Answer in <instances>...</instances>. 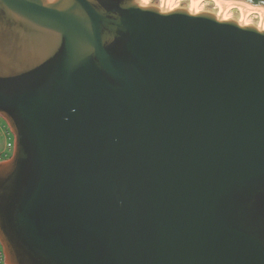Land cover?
Instances as JSON below:
<instances>
[{"label": "water", "instance_id": "1", "mask_svg": "<svg viewBox=\"0 0 264 264\" xmlns=\"http://www.w3.org/2000/svg\"><path fill=\"white\" fill-rule=\"evenodd\" d=\"M0 115L4 264H264V29L0 0Z\"/></svg>", "mask_w": 264, "mask_h": 264}, {"label": "rangeland", "instance_id": "2", "mask_svg": "<svg viewBox=\"0 0 264 264\" xmlns=\"http://www.w3.org/2000/svg\"><path fill=\"white\" fill-rule=\"evenodd\" d=\"M138 1L146 4H151L154 1L157 4V6L160 8L162 7V9L184 7L189 9L190 11L191 10H196L197 12L210 11L223 18H234L235 20L240 21L242 23L253 24L261 29H264V13H262V11L261 12L259 11L258 7L260 6L256 7L255 9H249V8H244V6L242 5L240 6L239 5L240 3L237 1L235 2L232 1L237 4L230 3V5L224 2L226 4L225 5L218 3L216 0H199L198 2H196L197 4L194 3L192 0H138ZM260 8H262V6ZM246 9L248 10L246 11ZM0 124H3L1 120H0ZM0 132H1L0 152L3 156V159H7L11 156L12 152L5 149V143L9 140L14 141V135L12 132L10 134H5L2 131ZM0 250H2L1 245H0ZM1 253L3 254V252Z\"/></svg>", "mask_w": 264, "mask_h": 264}, {"label": "bare ground", "instance_id": "3", "mask_svg": "<svg viewBox=\"0 0 264 264\" xmlns=\"http://www.w3.org/2000/svg\"><path fill=\"white\" fill-rule=\"evenodd\" d=\"M194 3H196V2H198L199 0H192ZM218 3H221V4H229L230 5V3L231 4H237V3H234L235 1H237V2H239L240 4V6L242 5V6H244V8H249V9H255L256 7H258V6H260V5H255V4H252V3H248V2H244V1H238V0H216ZM232 1H234V2H232ZM225 2V3H224ZM197 4V3H196ZM220 4V5H221ZM225 4V5H226ZM219 5V6H220ZM228 6V5H227ZM261 7V6H260ZM260 7H258L259 8V11L261 12L262 11V13H264V6H262V8H260ZM162 8V7H161ZM243 8V7H242ZM241 8V9H242ZM164 9H166V8H164ZM170 9H173V8H170ZM220 9V8H219ZM226 9V8H225ZM189 10V9H188ZM248 9H246V11H247ZM192 12H197L196 10H191ZM242 11V10H241ZM250 11V10H249ZM216 15V14H215ZM216 16H218V15H216ZM220 19H226V18H223V17H221V16H218ZM240 22V21H239ZM240 23H242V22H240ZM242 24H247V23H242ZM7 123V122H6ZM9 126V125H8Z\"/></svg>", "mask_w": 264, "mask_h": 264}, {"label": "built area", "instance_id": "4", "mask_svg": "<svg viewBox=\"0 0 264 264\" xmlns=\"http://www.w3.org/2000/svg\"><path fill=\"white\" fill-rule=\"evenodd\" d=\"M0 120L3 123V124H0V131H2L5 134H10L12 131H11L10 127L8 126V124L6 122H4L5 120H4V118L1 115H0ZM5 149L13 152V149H14V141H12V140L7 141L5 143ZM0 160H4L1 152H0ZM0 258H1L0 259V262L4 264L3 254L2 253H1Z\"/></svg>", "mask_w": 264, "mask_h": 264}, {"label": "crops", "instance_id": "5", "mask_svg": "<svg viewBox=\"0 0 264 264\" xmlns=\"http://www.w3.org/2000/svg\"><path fill=\"white\" fill-rule=\"evenodd\" d=\"M1 252H2V250H0V256H1ZM0 259H1V258H0ZM0 264H3V263L0 262Z\"/></svg>", "mask_w": 264, "mask_h": 264}]
</instances>
